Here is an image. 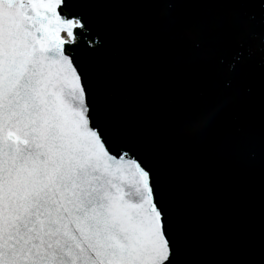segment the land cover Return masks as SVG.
Wrapping results in <instances>:
<instances>
[{
  "label": "snow or ice",
  "instance_id": "6c2138e0",
  "mask_svg": "<svg viewBox=\"0 0 264 264\" xmlns=\"http://www.w3.org/2000/svg\"><path fill=\"white\" fill-rule=\"evenodd\" d=\"M0 264H264V0H0Z\"/></svg>",
  "mask_w": 264,
  "mask_h": 264
}]
</instances>
